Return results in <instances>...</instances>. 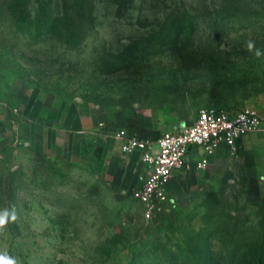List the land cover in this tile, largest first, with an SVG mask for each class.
Instances as JSON below:
<instances>
[{
    "label": "rangeland",
    "instance_id": "1",
    "mask_svg": "<svg viewBox=\"0 0 264 264\" xmlns=\"http://www.w3.org/2000/svg\"><path fill=\"white\" fill-rule=\"evenodd\" d=\"M25 7L0 0L10 124L79 106L105 132L140 136L264 98V0H86L72 8L84 35L73 45L19 23ZM3 141L0 212L16 219L0 230V254L16 264H264V180L190 162L170 181L171 203L146 218L103 169V150Z\"/></svg>",
    "mask_w": 264,
    "mask_h": 264
},
{
    "label": "crops",
    "instance_id": "2",
    "mask_svg": "<svg viewBox=\"0 0 264 264\" xmlns=\"http://www.w3.org/2000/svg\"><path fill=\"white\" fill-rule=\"evenodd\" d=\"M250 106L264 117V98L256 100ZM6 116L0 112V139L6 141L12 138L15 144L20 139H26L25 142L31 147L51 143L69 148L76 145L83 149L89 148L92 152L103 150L106 159L103 169H106L121 193L132 195L133 191L141 186L146 172L141 152L134 150L124 153L121 149L122 140L116 134L117 130L105 132L99 126L101 122L95 117L92 109L78 106L72 108L70 113L64 114L62 111L38 108L26 121H12L11 124ZM180 126L174 125L170 129ZM163 131L165 129H140L139 134L142 138L153 140ZM193 155L195 152L190 154L191 157ZM208 166H221L233 177L243 175L251 183L255 182L254 184L264 180V130L240 138L234 153L221 144L210 157Z\"/></svg>",
    "mask_w": 264,
    "mask_h": 264
},
{
    "label": "built area",
    "instance_id": "3",
    "mask_svg": "<svg viewBox=\"0 0 264 264\" xmlns=\"http://www.w3.org/2000/svg\"><path fill=\"white\" fill-rule=\"evenodd\" d=\"M263 130L264 117L251 106L237 109L210 106L201 108L191 123L165 130L153 140L124 128L116 134L122 140L124 153L141 152L146 172L132 196L143 206L144 216L152 218L171 203L170 181L187 169L190 162L205 168L221 144L234 153L240 138ZM192 152H195L193 157Z\"/></svg>",
    "mask_w": 264,
    "mask_h": 264
},
{
    "label": "trees",
    "instance_id": "4",
    "mask_svg": "<svg viewBox=\"0 0 264 264\" xmlns=\"http://www.w3.org/2000/svg\"><path fill=\"white\" fill-rule=\"evenodd\" d=\"M26 7L25 17L19 19V23L22 22L25 26H35L36 31H39L44 27V33L48 32L51 35L55 33L59 41L64 42L66 45H73L84 37L82 31L76 23V18L73 17V7L82 9L85 6L86 0H60L61 7L58 11H55L53 0H44L40 5V11L38 13L31 12L30 6L28 5L29 0H23ZM38 1V0H37ZM58 7V6H57ZM35 14V16H33ZM40 32V31H39Z\"/></svg>",
    "mask_w": 264,
    "mask_h": 264
},
{
    "label": "clouds",
    "instance_id": "5",
    "mask_svg": "<svg viewBox=\"0 0 264 264\" xmlns=\"http://www.w3.org/2000/svg\"><path fill=\"white\" fill-rule=\"evenodd\" d=\"M249 47H251V45H249ZM10 219H16L14 213H10L7 210L0 212V230H3L7 226ZM0 264H16V261L7 254H0Z\"/></svg>",
    "mask_w": 264,
    "mask_h": 264
}]
</instances>
